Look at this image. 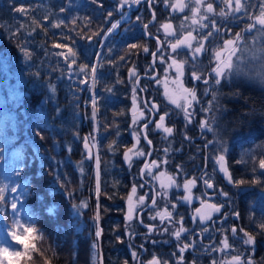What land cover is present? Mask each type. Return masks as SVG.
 Returning a JSON list of instances; mask_svg holds the SVG:
<instances>
[{"label": "trees", "instance_id": "trees-1", "mask_svg": "<svg viewBox=\"0 0 264 264\" xmlns=\"http://www.w3.org/2000/svg\"><path fill=\"white\" fill-rule=\"evenodd\" d=\"M97 26L103 30L108 25L100 23ZM89 34L94 35L95 30L89 31L82 23L73 20L70 8L59 4L35 8L19 3L14 17L0 23V87L6 92L3 83L8 70L15 69L23 76L16 86L19 95L14 99L7 96L5 104L0 105V188L4 189L7 198L0 204L11 206L15 200L21 209L20 213H15L16 219L28 226L31 217V226L36 229L32 234L41 237L37 246L25 241L38 253L24 256L20 264L55 263V258L63 264H114L111 262L110 247L104 243L102 247V242L109 239L110 233L102 228L101 242L95 236V199L99 200L100 222L103 225L105 206L110 203V215L118 213L122 193L127 190L124 181L127 171L122 152L129 140L124 131L117 130L128 120L121 119L116 123L112 116L116 112L115 100L119 102L120 111H130L135 86L123 70H117L113 61L110 64L112 75L107 78L110 82L97 93V148L101 156L105 148L113 156L110 166L100 164L101 191L97 197L93 168L85 160L81 145L86 129L92 128L90 106L84 105L89 96L75 94L69 79L74 72L67 66L68 61L73 59L87 64L90 55L83 47ZM248 41L253 42V39ZM55 45L70 47L76 55L73 57ZM22 48L29 54L27 59ZM12 52L16 59L8 67ZM243 77V74H237V83L231 95L237 92L238 81ZM252 85L257 94L253 97L255 101L247 106L250 111L261 113L264 109V82L252 81ZM48 86L55 87L54 94ZM58 86L64 88L62 97L58 96ZM40 105L46 109L42 113L36 111V106ZM248 121H251L250 116ZM257 131L251 134L249 141L258 142ZM109 145L112 150H109ZM232 155L230 153L229 169L235 186L237 190L246 188L239 193V198L256 201V207L250 212L246 210L245 203L239 209L243 220L250 223V230L258 239L257 260L259 264H264V228L260 227L264 224V168L260 167V161L264 160V144L254 145L249 153L242 155V161L237 157L239 163ZM81 161L83 173L78 167ZM239 181L244 183H237ZM112 184L115 187H111ZM26 185L28 194L24 195ZM13 188L16 191H12ZM69 193L72 195L69 196ZM82 202H86L87 207H73ZM50 206L53 212L48 211ZM49 224L54 225L52 229L55 226L57 229V238L51 244L44 242L40 234L41 228ZM15 231L21 235L19 227ZM93 242H96L95 248L92 247ZM101 253L103 260L100 263Z\"/></svg>", "mask_w": 264, "mask_h": 264}, {"label": "flooded vegetation", "instance_id": "flooded-vegetation-1", "mask_svg": "<svg viewBox=\"0 0 264 264\" xmlns=\"http://www.w3.org/2000/svg\"><path fill=\"white\" fill-rule=\"evenodd\" d=\"M175 2L176 0H169V4ZM184 2L188 7L183 12L166 7L163 0H140L139 3H134L133 0H128L127 3H121V0H47L46 2L37 0L25 4L35 8H42L47 4L67 5L74 20H78L79 14L85 11L87 23L99 21L108 25L103 30L102 27H97L94 35L89 34L87 44H92V41L97 43L106 41L108 29L113 23L119 22L117 29L120 32L110 34L120 38L118 42L112 41L111 48L108 50L113 56L110 64L115 61L118 71L124 69L125 64L118 60V58L125 59L124 45L120 44L121 41H124L127 46L125 60L130 62V64H126V68L131 71L127 74L128 79L133 80L134 83V78L139 72L149 74L152 78L147 79L144 85L149 107L143 106L136 94V103L129 111L142 124L146 121L154 122L150 123L146 130L147 138L151 144L137 141L133 146L134 149L130 147L129 150L131 151H127L131 157L129 170L134 172V179L133 183L126 184V191L131 193L133 185L136 186V194L132 197V203L135 207L132 211L131 220L126 219L129 203L124 207L122 218L125 221V228L122 232L124 239L117 244V247L109 248L111 262L115 263L118 257L120 258V255L126 251L128 256L126 262L129 264H148V261L153 257L160 259L161 264H164V261H167V264H236L234 258L237 256L240 257L241 264H247L248 260H251V264H259L257 260L258 239L254 237V245H244L241 242L242 239H247L245 233L251 235L250 223L242 224L240 222L243 218L236 199L239 192L229 169L230 153L223 155L225 156L224 166L233 179L231 184L224 172L218 168L217 157L212 152L218 146L207 143V141L218 142L228 138V130L222 122L225 112L218 105L219 97L217 90L213 87L215 75H211L212 69L216 67H212L211 64L214 53L202 51L196 59H193V50L199 45L194 43L192 49L181 47L179 49L180 55H176L170 47L175 39L162 32V25L166 18L159 20V17L163 18L168 14L167 19L175 30L176 37L178 34L191 32L197 40L207 43L208 40L202 39L206 32L212 30L215 34L210 21L214 19L216 26H219L223 20L215 17V15L222 9L229 15L231 12L221 0H204L200 6V13L195 17L198 23L193 24L191 9L196 7L195 0H184ZM241 2L244 3V0ZM249 2L251 7L248 9V16L232 27V29H236L235 33L239 29L242 30L246 25L254 23V18L259 16L262 11V0H249ZM207 3L213 4L214 13L209 14L204 11ZM233 7H235V0H233ZM201 15L208 16V19L201 20ZM142 19L143 21L149 20L153 24L159 20V31L154 30V25L145 28L143 21L141 22ZM201 24H206L208 27L201 28ZM253 32L255 33V30ZM227 34L222 36V41L228 39ZM98 35L99 39L97 38ZM247 35L249 37L252 33H247ZM158 40L160 41L159 44L157 43ZM131 44H136L137 47L130 48L129 45ZM144 47H147L149 51L144 52ZM205 47L210 48L208 45ZM158 48L160 51L154 58L152 53H157ZM161 55L166 58V62H161ZM128 57L129 59H127ZM172 58L176 59L178 63L187 61L183 68V74L178 73L174 65L170 67ZM203 61L206 62L207 66L206 79L197 82L198 80L194 79L192 74L195 72L200 75V71L204 67ZM132 72H135L134 76ZM205 80L209 81L208 84L204 83ZM183 88L195 89L197 99L200 102L191 101V97L183 93ZM205 89H207V93H205ZM214 90L217 94L216 100H213ZM97 93L89 94L91 103L93 96L96 101ZM173 99H176L181 107L172 103ZM189 102L192 106L188 107L187 110L192 113L193 128L184 126L186 118L183 109L187 107ZM152 104H155L157 109H151ZM201 109H211V111H201ZM216 109L218 110L215 111ZM141 112H143V116L140 115ZM165 113L168 115L165 116L164 126L173 128L171 135L164 133L162 129H156L160 115ZM176 121H180L183 127L176 129L174 127ZM201 121L207 122L208 128L212 130L201 128ZM203 145H207L209 157L199 152ZM183 148L193 150L196 155H185ZM137 151H143L146 155L137 156L135 155ZM148 153L151 154L147 155ZM152 161H156L160 165L159 168L152 166ZM164 161L167 163H163ZM146 163L151 167L152 175H148V169L145 168ZM142 169H144L143 174L141 173ZM161 172L164 175L157 179L156 177ZM170 176L174 178L175 184L170 183ZM193 178H195L196 183L195 186H190L191 200L185 201L183 198L189 195V192L184 189L183 185ZM205 179H209L214 187L207 188L204 184ZM162 184L168 185V187H162ZM140 185H144V187H140ZM220 190L227 192L228 197L221 195ZM140 196H145L144 204L139 203ZM152 197L156 199L155 205L152 204ZM172 204L176 205L175 209L171 207ZM212 204L223 205V207L220 208V212H215L208 207ZM197 208L201 209L200 213L196 212ZM165 209L172 213L171 218L166 217L163 222L158 216L156 219H151L152 216H156L157 212H163ZM209 212H211V220L205 219L201 222L200 216H207ZM180 217H183L182 226L187 231L181 233V238L177 240L172 233L181 227V224L178 223ZM149 227L153 228L152 232L148 231ZM165 228L168 229L167 232L164 231ZM232 228L237 230L235 235L231 231ZM224 242H227L228 247H225ZM186 244L189 247L181 252ZM133 252L137 254L135 258L132 255Z\"/></svg>", "mask_w": 264, "mask_h": 264}, {"label": "bare ground", "instance_id": "bare-ground-1", "mask_svg": "<svg viewBox=\"0 0 264 264\" xmlns=\"http://www.w3.org/2000/svg\"><path fill=\"white\" fill-rule=\"evenodd\" d=\"M29 1H33L36 2L37 0H0V23L1 20H5V19H10L12 17H14V15L17 12V9L19 7V3H26ZM44 2H46L47 0H42ZM47 5H51V4H47ZM50 14V13H49ZM47 14V15H49ZM168 14L165 15V17L160 18L159 20H165L166 21L163 22L165 23H170L167 19ZM237 16H240L239 19H233L232 15H229L227 19L221 18L218 14L215 15V17L222 19L223 23L219 26H217L218 28L221 29L219 36H217L216 34H214L212 37H209L208 42H202L199 41L197 39L195 40H191L192 45L194 43H203L205 46H210L209 48V52L214 53L215 50H218L220 47H222V36L227 34V38L228 39H233L234 38V34L236 32V29H232V27L234 26L235 23L240 22L242 20H244L246 17L245 16H241V14H237ZM74 20V19H73ZM158 20V21H159ZM77 21L79 24H83L84 27H86L89 31L90 30H95L98 26V24H100L99 21H95L91 24L87 23L85 20V11H83L82 13L79 14V19L75 20ZM143 21V19L141 20V22ZM158 21L156 22V24H153L152 22H150L149 20H145L143 21L144 25H147V27H150L154 25V30L159 31L158 30ZM171 24V23H170ZM171 31L173 33H175V30L172 28ZM106 32V31H105ZM118 32H120L119 29H115L112 33L117 34ZM162 32L175 39L173 41V43H175L177 40H182L185 39L187 37L188 33H183V34H178V36L176 37V35H168L165 33V30L162 27ZM238 32H242L241 29L238 30ZM237 32V33H238ZM112 33H108V31L106 32V41L101 42V43H97L96 41H92V44H84L85 47V52L90 55V58L87 62V64H80L79 62L75 61V63H73L71 61V67L70 70L74 72L73 76L70 77L69 79L72 82V87L73 90L75 92V94L78 96L80 95V93H83L85 95L91 94V93H97L99 92V89L106 83H109L110 81H107L108 76H111V69H110V62L113 60V56H111L110 52L108 51L111 48V43L112 41L114 42H118L120 41V38L116 35H110ZM207 33V32H206ZM105 33L103 32V35ZM255 35L254 32H252V35L248 37L247 33H242V39L241 41H239V45L240 47H243L244 42L247 41L248 45H252L253 42H250L248 40H250L253 36ZM193 36V35H192ZM86 42V40H85ZM87 43V42H86ZM96 43V44H95ZM124 45V50H123V54L125 55V59H126V43L123 41L120 42V44ZM113 47H116L115 45H113ZM181 47H186V46H181ZM62 49H64L66 52L69 53V48L67 47H62ZM11 59L8 62V67H10V65L12 63L15 62V54L14 52L11 53ZM222 59L226 58L224 54H222ZM123 58H118V60H120L123 64H125L124 69H123V73L124 75H127L129 71L126 68V64H130L129 61L125 60ZM129 59V57L127 58ZM206 61V60H205ZM203 61L204 63V67L203 69L200 71V76L201 79L200 80H204L206 79L205 76V71L207 70V66H206V62ZM233 63H236V57L233 58ZM212 67L216 66L217 61L215 60V58H213V61L211 62ZM252 64L254 66H249L248 63L241 65L240 68V72L238 74H243L245 77H243L242 79H240V81H238V90L237 92H233V94L231 95V91H233L235 89V83H237L236 81V77L237 75H233L229 77V80L222 81L220 85H213L214 89L217 90V94L219 97V102L218 105L221 108L225 109V114L222 117V122H224V126L226 127V129L228 130L227 132V136L228 138H225L221 141L218 142H211L210 144H214L217 145L218 148L215 149L214 151H212L214 153V155L218 158L220 155L225 154V153H233L232 157H235L237 159V163H239L238 158L241 160V157L243 154H247L252 150V147L254 145H262L264 144V109L261 110V113H257L256 111H250L248 109L247 104L251 103V101H255L253 99V97L256 96L257 94V90L255 88V86L252 85V81H256V82H260L262 83V80L259 76H256L255 73L260 69L259 66V62H252ZM87 65L86 68L82 69V66ZM95 67L97 69L96 73H95V78L93 77L92 74V68ZM6 72V70H4ZM78 73V74H77ZM122 75V74H119ZM199 75V74H198ZM212 76H214L215 74L212 72L211 74ZM8 76V78H7ZM7 76L4 77V85H5V89L9 90L8 84H12L15 81L17 82V84L14 86L15 89L16 86L19 84V81H21L23 79L22 73L16 71L15 69L13 71H9L7 73ZM10 77H13V79H11ZM121 76L116 77L115 79L118 80ZM114 79V80H115ZM147 79H152L151 76L149 74H145L144 72H139L136 77L134 78V86L137 92V95L139 97L140 103H142L143 106H145V104L147 103V98H146V88H145V82ZM200 80H198L197 82H199ZM1 86V85H0ZM192 85L190 84V87ZM49 87V86H48ZM50 88V87H49ZM59 89V93L58 96L62 97L64 96L63 92H64V88L62 86H58ZM141 89H143V91H141ZM18 91V89H17ZM19 93V91H18ZM235 94V95H234ZM19 95V94H18ZM15 95V96H18ZM56 96V94H55ZM232 96V97H231ZM117 100V99H116ZM115 100V104H116V112L113 113V118L116 119V123L120 122V120H128V123H126V125L123 124V126L117 130V132H122L124 131L126 133V137L129 140L130 146L131 148L134 149V145L135 142L139 141V142H145L147 143V141L149 140L147 138V140L144 139L143 135L139 136V139H137V137L133 134L134 132L136 133H141V132H146L147 129H143V124L138 121L135 118V115L129 111H120V105L119 102H116ZM148 105V104H147ZM44 110H46L44 108V106L40 105V106H36V111L38 113H42ZM180 111H183L182 109H180ZM47 113V112H46ZM249 116L251 118V121L249 122ZM136 121V123H134L133 121ZM185 127L188 128H193L192 123L188 122V120L185 121ZM176 129L183 127L182 124H180V121H176L175 126ZM258 130V131H257ZM256 141L258 142H251L249 141V137H251V134L256 132ZM95 134V130L94 128L91 129H86V133H85V137H89L91 138L93 135ZM209 141H207L208 143ZM221 144L223 145L225 151H221ZM199 152L203 153L205 156L209 157V150L208 147L206 145H203L200 149ZM92 155L95 157L96 155H98L100 157V161L101 163H103V165L106 166H110L113 163V156L112 154L105 148V153L103 156H101L99 149H92L91 150ZM183 153L185 155H190V156H195L196 153L193 150L190 149H186L183 148ZM87 154L84 152V158L86 161H89L91 163L92 167H95L96 169V165H95V160H89L86 158ZM238 157V158H237ZM242 161V160H241ZM235 162V160H234ZM100 163V164H101ZM111 163V164H110ZM110 164V165H109ZM133 179H134V172L133 171H128L124 181L126 183H133ZM115 182V181H114ZM111 187H115L114 184L111 185ZM123 191V190H122ZM131 193L129 191H124V193H122V197H121V201L119 203V208H118V213L114 214V215H110V203L107 204L105 206L104 212H105V216H104V224L102 225L100 220H99V227L105 229L106 231H108L110 233V236L108 240L102 242V247H103V243L106 245V247H117V244H119L121 241H123L124 236H122V232L123 229L125 228L124 226V220L123 218V213H124V207L126 206L127 203H129L128 201V196ZM251 198V197H250ZM236 199H237V203L238 206L240 207L241 204L245 203L244 206H246V210L248 212L252 211L255 207H256V201L255 199H249V200H241L239 198V196L236 195ZM97 201H99L98 199H95V208L94 211H97ZM243 206V205H242ZM264 206V204H263ZM0 208H3V211H0V229L5 233L4 230L10 229V227L13 225V220L16 219L15 217V213H20L21 209L20 207L17 206V209L14 210L11 208V206H3L0 204ZM100 214V211H99ZM242 224H245L246 221L241 219L240 221ZM46 227V228H45ZM41 228V236L44 240V242L46 243H53L56 238H57V229L53 224H49L48 226H45ZM250 233L253 237H256L252 234L251 230ZM60 234V232H59ZM8 238H11V232H7ZM1 236V235H0ZM23 238V236L21 237ZM26 242L37 246L40 244L41 242V237L38 234H30L28 236V238L26 239ZM6 247L5 244L0 243V248H4ZM17 249L22 251L24 253V255L22 257L19 258V264H20V259H22L24 256L29 255V254H34V253H38L34 247H28L27 250L23 249L22 246H17ZM13 251L12 248H9V252ZM128 256L126 254V251H124L121 255L120 258L118 257V260L114 263V264H124L127 260ZM13 262L15 264V261L17 258L13 257ZM55 263H50V261H44L43 264H63L61 263L57 258L54 259ZM264 260V257H263ZM0 262L1 264H8L7 259H4L3 257H0Z\"/></svg>", "mask_w": 264, "mask_h": 264}, {"label": "snow or ice", "instance_id": "snow-or-ice-1", "mask_svg": "<svg viewBox=\"0 0 264 264\" xmlns=\"http://www.w3.org/2000/svg\"><path fill=\"white\" fill-rule=\"evenodd\" d=\"M128 0H121V3H127ZM134 3H139L140 0H133ZM163 2L165 3L166 7H171L173 10L175 11H179V12H183L185 10V8L188 7L187 4H185L184 0H176L175 3L169 4V0H163ZM204 0H195V4L196 7L191 9L192 12V23L193 24H197L198 21L195 19V17L197 16V14L200 13V6L201 4H203ZM222 3H225L228 8L230 9L231 15L233 17V19H239L240 16H237V14H241V16H248V9L251 7V4L249 2V0H244V3L241 2V0H235V7H233V0H221ZM261 8L262 11L260 13L259 16L255 17L254 23L248 24L246 25L243 29L242 32H238L234 34V38L233 39H224L222 41V47H220L218 50L214 51V58L217 61V65L215 68L212 69V72L215 74V78H214V83L216 85H220L222 80H229L230 76L233 75H237L240 72V68L241 65H244L245 63H248L249 66H254L252 64V62H259V66L260 69L259 71H257L255 73L256 76H259L262 80V82H264V0H262L261 3ZM22 11V10H21ZM204 11L206 13L212 14L214 13V8H213V4L212 3H207L206 8L204 9ZM109 15H111V13H109ZM218 15L221 18L227 19L228 18V13H226L223 9L218 13ZM139 19V18H138ZM208 19V16L205 15H201V20H205ZM212 29L215 30V34L217 36H219V33L221 31L220 28H218L216 26V21L214 19H212L210 21ZM259 25V27H257ZM119 26V22L117 23H113L111 28L108 29V33H112L115 29H117ZM163 29L165 30V33L168 35H174L175 33H173L171 31L172 29V25L170 23H165L162 25ZM201 28H207L208 25L206 24H201L200 25ZM145 28H147V25H145ZM253 30H255V35L252 37L253 39V44L250 46L247 44V41L244 42L243 47H240L239 45V41H241L242 37V33L247 32V33H252ZM214 35L212 30H209L203 37V40H208L209 37H212ZM196 37L192 36V33L189 32L187 34V37L185 39L182 40H177L175 43L171 44L170 47L172 49V52L175 53L176 55H180L179 49L181 48V46H186L189 49H192V43L191 40H195ZM157 43L159 44L160 41L158 40ZM56 47H63V45H55ZM130 48H136L137 45L136 44H131L129 45ZM21 51L24 52L25 58L27 59L29 57V54L27 51H25L23 48L21 49ZM144 52H148L149 49L147 47L143 48ZM160 49L158 48L157 53H152L153 57L155 58L157 56V54L159 53ZM207 52L209 51L208 48L205 47V45L203 43H199V45L197 47H195V49L193 50V59H196V57L202 52ZM237 53H239V55H237ZM222 54L225 55L226 58L222 59ZM57 55H65L64 53H58ZM69 55L71 56H75V52H73L71 49H69ZM233 57H236V63H233ZM171 58V57H169ZM161 62H166V58L161 55L160 56ZM73 63H75V60L73 59L72 61ZM185 63H187V61H181V62H177L176 59L172 58V65L171 66H175L176 70L178 73L183 74V68ZM87 65L82 66V71L84 68H86ZM97 69L95 67L92 68V74L93 77L95 78V73H96ZM132 75H135V72H132ZM193 78L196 80H200L201 76L197 75L195 72H193ZM208 80H205L204 83L208 84ZM50 91L53 92V94L55 93V87L54 86H50ZM141 91H143V89H141ZM183 93H186L187 96L191 97V101H194L195 103H199L200 101L197 99V94L195 89H187V88H183L182 89ZM135 92L136 89H133V104L135 105L136 101H135ZM205 93H207V89H205ZM187 96H185V99H187ZM217 98V94L216 91L214 90L213 92V100H216ZM174 104H177V107H181V105L179 103H177L176 99H173L171 101ZM92 103H93V113H92V118L95 119V115H96V109H95V97L93 96L92 98ZM210 104L212 103L211 101L209 102ZM191 102H189L187 104V107H185L184 110V114H185V118L186 120H188V122H191V115L192 113L188 112L187 108L191 107ZM145 107L148 108L149 106L147 105V103L145 104ZM151 109H157V106L155 104L151 105ZM150 109V110H151ZM201 111H211V109H201ZM141 116H143V112L140 113ZM168 115V113H165L163 115H160L159 117V122L156 123V129H162L164 133H167L168 135H171L173 133V128L171 127H165L164 126V120H165V116ZM134 123H136V121H133ZM154 121H146L143 124V129H147L150 123H153ZM200 126L201 128H205L209 131H211V128H208L207 122L205 121H201L200 122ZM137 139H139L140 135L144 136V139L147 140V134L146 132H141V133H133ZM186 139H188V137H185ZM88 139L89 137H85L83 138L84 140V148L85 149H89V144H88ZM92 139H95V137H92ZM148 144H151V141L148 140L147 141ZM208 143H211V141H209ZM207 146V145H206ZM109 150H112V146L109 145ZM131 151V150H129ZM221 151H225L223 145L221 144ZM151 153H148L147 155H150ZM135 155L137 156H145L146 153H144L143 151H137L135 153ZM87 159L95 160V165H96V172H95V178H96V193H97V197H99V193L101 191L100 188V172H99V167H100V157L98 155H96L95 157L92 155L91 151L89 150L86 156ZM124 159L126 162L129 163V166H131V157L129 156L128 152H125L124 154ZM224 161H225V156L222 154L220 155L216 162L220 165V170L222 172H224L225 177L227 178L228 182L231 184L233 183V179L231 174L228 172V169L224 166ZM163 163H167V161H164ZM152 166H155L157 168H159V164L156 163V161H152ZM81 170V173H83V161H81V164L78 166ZM179 167V166H178ZM260 167L264 168V160L260 161ZM145 168L148 169V175H152V171H151V167L146 163L145 164ZM141 173H144V169L141 170ZM164 173L161 172L159 173V175L156 177L157 179H159V176H163ZM210 179V178H209ZM209 179H205L204 180V184L206 185L207 188H213V184L209 182ZM169 181L171 184H175V180L173 177H169ZM196 180L195 178H193L192 180L186 181L183 185L184 189L186 191L189 192V195L185 196L183 199L185 201H190L191 200V195H190V186H195ZM237 183H244L243 181H239ZM162 187H168V185H161ZM179 186V185H177ZM140 187H144V185H140ZM12 191H16L15 188L12 189ZM137 188L135 185H133L132 190H131V195L128 196V201H129V212L126 216V219L131 220L132 219V211L135 207V205L132 203V197L133 195L136 194ZM24 195H27V185L25 186V192L23 193ZM220 194L223 195L224 197H228V193L224 192L223 190H220ZM69 196L72 195V193L68 194ZM7 198L6 196H4V189L0 188V203L6 202ZM145 201V196H140L139 197V203L140 204H144ZM152 204L155 205L156 204V199L155 197H152ZM74 208H78V207H87V203L86 202H82L80 205H73ZM171 207L173 209L176 208L175 204H172ZM208 207L215 212H220V208L223 207V205L217 206L215 204L212 205H208ZM11 208L14 210L17 209V203L15 200H13L11 202ZM0 211H3V208H0ZM50 212H53L54 209H49ZM197 213L201 212L200 208L196 209ZM238 215V214H237ZM160 217L161 222L164 221V219L167 218H171L172 217V213L167 211V209H165L163 212H157L156 216H152L151 219H156V217ZM205 219L211 220V212L208 213L207 216L201 215L200 216V221L203 222ZM99 220H100V214H99V201H97V211L94 213L93 216V221L94 224L96 225V231H95V236L97 238H99L101 236L102 230L99 228ZM182 221H183V217H180V221H178V223L181 224V227L179 228L178 231L173 232L172 234L176 237L177 240H179L181 238V233L186 232L187 229H185L182 226ZM142 223V221H141ZM32 218L29 217L28 219V226H24V224L21 223V221L19 219H14L13 220V228L12 229H7L4 230L5 234L3 236H0V243H3L6 245V247L4 248H0V257H3L4 259H7L8 264H14L13 262V257L17 258L15 261V264H19V258L22 257L24 255V253L20 250L17 249V246H23V249L27 250L29 245L25 242L26 239L28 238V236L32 233H34L36 231V229H34L32 226ZM19 227L21 230V235H18L15 231V228ZM261 228H264V224L260 225ZM206 230V229H205ZM11 232V238H8L7 232ZM149 232L153 231L152 227L148 228ZM165 232L168 231L167 228L164 229ZM232 233L235 235L237 230L235 228L231 229ZM22 235L24 236V238H21ZM245 236H247V239H242V244L244 245H254V237L245 233ZM153 243H156L155 241H153ZM225 243V247H228L227 242ZM34 247V246H33ZM93 248L96 247V242H93L92 245ZM143 247V246H141ZM189 245H184V248L181 249V252L184 251V249L188 248ZM9 248H12L13 251L9 252ZM133 257L135 258L137 256V254L135 252L132 253ZM181 259H183V257L181 256ZM236 261V264H241L240 261V257L237 256L234 258ZM125 264H127V262H125ZM148 264H161L160 259H158L157 257H153L150 261H148ZM164 264H167V261H164ZM247 264H251V260L247 261Z\"/></svg>", "mask_w": 264, "mask_h": 264}, {"label": "rangeland", "instance_id": "rangeland-1", "mask_svg": "<svg viewBox=\"0 0 264 264\" xmlns=\"http://www.w3.org/2000/svg\"><path fill=\"white\" fill-rule=\"evenodd\" d=\"M234 58V57H233ZM7 78H8V76H7ZM224 81H226V80H224ZM17 84V82L15 81L14 83H12V84H8V87H9V90H6V92H4L3 91V89H2V87H0V105H2L3 103L5 104V100H6V97L7 96H9V97H11L12 99H14L13 97L15 96V95H18V91H17V89H15V85ZM4 95H5V98H4ZM132 95H134V93L132 94ZM88 99L89 98H87V100L86 101H88ZM85 101V102H86ZM3 112V111H2ZM217 163V162H216ZM126 164L129 166V163L128 162H126ZM217 165H218V168H220V165L217 163ZM244 188H242V190H243ZM261 194V193H260ZM262 194L264 195V192H262ZM50 209V208H49Z\"/></svg>", "mask_w": 264, "mask_h": 264}, {"label": "water", "instance_id": "water-1", "mask_svg": "<svg viewBox=\"0 0 264 264\" xmlns=\"http://www.w3.org/2000/svg\"><path fill=\"white\" fill-rule=\"evenodd\" d=\"M83 148H84V144H83ZM84 150L86 151V153H88L89 150L91 151V147H90V145H89V149H85V148H84Z\"/></svg>", "mask_w": 264, "mask_h": 264}]
</instances>
